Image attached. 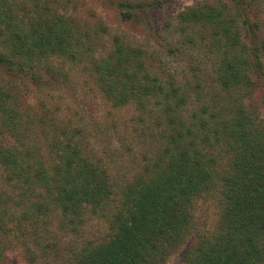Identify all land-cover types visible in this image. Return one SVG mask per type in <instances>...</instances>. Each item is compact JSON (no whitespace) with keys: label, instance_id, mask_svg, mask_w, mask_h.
<instances>
[{"label":"trees","instance_id":"trees-1","mask_svg":"<svg viewBox=\"0 0 264 264\" xmlns=\"http://www.w3.org/2000/svg\"><path fill=\"white\" fill-rule=\"evenodd\" d=\"M259 1L221 0L180 15L181 23L205 27L208 47L218 54L216 80L227 91L252 90L261 79L264 38L258 35L260 23L250 18ZM154 5L127 1L117 6L122 19L130 20ZM52 8L50 0H0V67L43 84L48 77L42 71L49 69L42 66L43 58H75L72 49L85 45L79 39L84 35ZM139 55L121 46L96 63L102 91L116 107L134 101L145 108L161 97L179 107L180 89L167 90L146 73ZM232 114L199 121L200 134L183 130V124L173 129L151 166L120 193L107 170L85 157L77 144L62 141L63 133L50 145L56 144L52 168L32 150L11 146H0V163L18 183L42 192L34 209L55 214L58 231L75 237L62 249L60 242L47 246L67 264H164L189 241L196 201L211 190L220 194L223 207L217 229L192 240L182 264H264V125L243 106ZM0 120L6 132L19 133L18 110L1 82ZM105 211L107 235L83 237L88 214ZM3 254L0 244V260Z\"/></svg>","mask_w":264,"mask_h":264},{"label":"rangeland","instance_id":"rangeland-1","mask_svg":"<svg viewBox=\"0 0 264 264\" xmlns=\"http://www.w3.org/2000/svg\"><path fill=\"white\" fill-rule=\"evenodd\" d=\"M50 1L54 11L70 18L82 32L84 36L78 38L85 45L74 46L75 58L58 55L43 58L42 66L49 68L42 71L48 77L43 84L0 67V82L12 93L20 120L19 133L15 134L6 132L0 120V146L32 150L52 168L56 165L52 155L56 144L50 145L63 133L62 141L77 144L85 157L107 170L116 193H120L125 185L146 172L170 133L182 128L181 124L183 130L191 128L200 134L199 121L230 117L234 109L243 106L257 123L264 125V49L260 53L261 79L256 80L255 87L227 91L216 80L218 54H212L208 47L211 39L204 32L205 27L181 23L180 15L187 9L206 3L220 5L221 0ZM127 1L155 5L146 12L141 10L138 18L124 20L117 5ZM254 9L250 18L260 23L261 39L264 0ZM205 36L209 38L205 40ZM121 46L139 52L144 71L162 81L167 90L180 89L182 104L178 107L161 97L145 108L134 101L116 107L101 89L95 64ZM28 187L18 183L0 163V244L4 251L0 264H67L66 258H57L47 246L60 242L62 249L75 237L58 231L55 214L45 215L34 209L36 203L42 202V192ZM213 191L196 201L194 230L189 241L164 264H182L192 240L216 231L223 207L220 194ZM105 214L106 211L88 214L82 236L105 237L108 233Z\"/></svg>","mask_w":264,"mask_h":264}]
</instances>
